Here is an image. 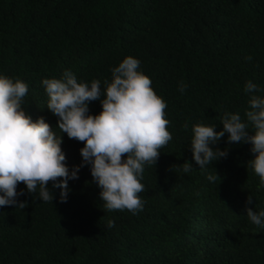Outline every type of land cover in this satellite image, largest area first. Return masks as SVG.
I'll return each instance as SVG.
<instances>
[{"label":"trees","instance_id":"obj_1","mask_svg":"<svg viewBox=\"0 0 264 264\" xmlns=\"http://www.w3.org/2000/svg\"><path fill=\"white\" fill-rule=\"evenodd\" d=\"M128 56L167 103L173 137L145 167L143 211L105 210L88 166L69 181L64 203L59 189L45 203L21 182L18 201L27 206L0 207V264H264V229L246 215L264 209V189L247 167L251 145H228L226 133L214 147L227 157L206 171L190 147L193 124L220 131L225 111L244 117L247 81L264 89V0H0V73L29 85L24 109L33 120L57 124L42 79L70 70L103 88ZM89 109L102 110L99 101ZM83 146L63 135L70 170ZM186 161L192 172L174 168ZM213 168L216 184L206 178Z\"/></svg>","mask_w":264,"mask_h":264},{"label":"clouds","instance_id":"obj_2","mask_svg":"<svg viewBox=\"0 0 264 264\" xmlns=\"http://www.w3.org/2000/svg\"><path fill=\"white\" fill-rule=\"evenodd\" d=\"M140 63L132 56L124 58L111 69L112 79L106 80L103 88L100 80L81 81L70 70L60 78L42 79L48 97L46 108L58 118L55 128L44 117L33 120L25 111L29 85L0 73V207L27 206L18 201L24 195L23 189L17 191L21 182L42 202L53 203V189L60 190L61 203L67 202L69 181L78 179L80 169L88 166L92 180L101 189L99 197L105 210H128L133 215L143 211L145 202L139 194L145 191L141 182L145 167L155 166L160 150L173 137L168 130L170 121L165 118L167 103L154 91ZM186 87L180 83L181 94ZM244 92L249 95L244 117L225 111L220 131H216L217 124H193L190 147L192 159L206 171L209 165L227 157V148L214 147L226 133L228 145L250 144L254 157L247 167L258 176L259 191L264 189V96L257 93L264 89L249 80ZM93 101H99L102 108L95 115L89 109ZM64 134L84 144L81 164L71 170L61 147ZM174 168L185 174L194 170L187 161ZM206 178L213 184L221 180L215 169ZM248 203H252L250 196ZM246 212L253 225L264 229V209L257 212L247 208ZM107 226L115 227L114 221Z\"/></svg>","mask_w":264,"mask_h":264}]
</instances>
